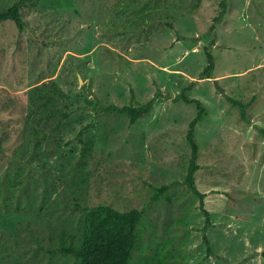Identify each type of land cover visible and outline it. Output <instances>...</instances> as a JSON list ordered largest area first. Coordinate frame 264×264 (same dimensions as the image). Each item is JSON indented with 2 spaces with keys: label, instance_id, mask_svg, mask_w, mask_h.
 Wrapping results in <instances>:
<instances>
[{
  "label": "rangeland",
  "instance_id": "rangeland-1",
  "mask_svg": "<svg viewBox=\"0 0 264 264\" xmlns=\"http://www.w3.org/2000/svg\"><path fill=\"white\" fill-rule=\"evenodd\" d=\"M21 11L24 30L0 21V264H70L51 250L99 203L144 210L136 264H165L166 241V264H264V0H39ZM190 84L208 110L196 182L209 216L185 182L198 110L178 96ZM37 87L56 93L57 113L36 114ZM227 95L251 102L247 117ZM152 97L132 125L91 106ZM81 130L95 139L87 156Z\"/></svg>",
  "mask_w": 264,
  "mask_h": 264
},
{
  "label": "trees",
  "instance_id": "trees-1",
  "mask_svg": "<svg viewBox=\"0 0 264 264\" xmlns=\"http://www.w3.org/2000/svg\"><path fill=\"white\" fill-rule=\"evenodd\" d=\"M39 0H15L9 7L2 10L0 9V21L12 19L16 22L20 30H24L27 26V21L24 18L21 7L26 3L37 4ZM222 7L225 10V1H222ZM222 10L223 13L225 11ZM222 13V15H224ZM219 15L217 19H220ZM209 58L208 65L204 70V77H211L215 69V55L207 49ZM55 84L53 92L66 95L61 88ZM186 86L178 98H183L187 103H196L197 113L190 121L189 130L186 134L187 142L191 147V157L187 165V173L185 175V182L189 189L200 199V207L204 209L205 213L211 215L210 210L205 206L206 192L201 191L196 182V172L201 168L199 162L200 157V144L196 136V126L200 120H204L208 114L206 105L198 98L190 97L185 94L184 90L190 88ZM35 90L36 104L42 105L43 109L36 113L40 115H49L57 113V109L48 108L49 103L55 102L54 95L56 93H48L43 95V87H37ZM227 97L235 104L242 107V115L247 117L246 108L251 102H243L242 99L233 98L230 95ZM156 102V97H152L147 102L142 104L129 103L125 105H117L109 103L107 105H94L93 108L98 111L105 110L119 115H125L129 118V123L132 125L139 118L145 117L152 110ZM68 115V113H64ZM89 125H93L90 123ZM81 141L84 142L83 154L85 156L92 153L95 144L94 138L84 140L82 138L83 130L79 133ZM168 189V186L159 187L155 197H161ZM170 198V197H169ZM82 217L73 230L62 231L60 234L59 242H57L51 252H59L68 258L70 264H136L134 262V251L140 239V226L143 217L145 216L144 210L140 208H132L130 210H121L109 203H99L91 206L81 207ZM208 224L212 223L210 217ZM207 225L205 228H207ZM205 240L209 242L208 235H205ZM171 241H166L164 247L159 250V260L165 263L169 259V255L162 257L163 251L167 249ZM209 253H212V248H209ZM165 259V260H164ZM170 264V263H169Z\"/></svg>",
  "mask_w": 264,
  "mask_h": 264
}]
</instances>
